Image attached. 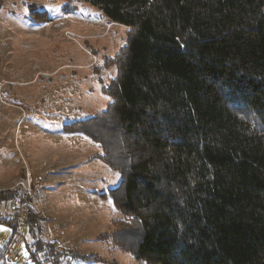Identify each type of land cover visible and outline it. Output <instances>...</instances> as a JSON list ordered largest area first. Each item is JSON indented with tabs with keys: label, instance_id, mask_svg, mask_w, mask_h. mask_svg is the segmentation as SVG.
I'll list each match as a JSON object with an SVG mask.
<instances>
[{
	"label": "trees",
	"instance_id": "16d2710c",
	"mask_svg": "<svg viewBox=\"0 0 264 264\" xmlns=\"http://www.w3.org/2000/svg\"><path fill=\"white\" fill-rule=\"evenodd\" d=\"M84 2L128 29L111 103L75 128L120 175L125 249L142 264H264V0ZM24 220L35 264L44 243Z\"/></svg>",
	"mask_w": 264,
	"mask_h": 264
},
{
	"label": "rangeland",
	"instance_id": "374dc122",
	"mask_svg": "<svg viewBox=\"0 0 264 264\" xmlns=\"http://www.w3.org/2000/svg\"><path fill=\"white\" fill-rule=\"evenodd\" d=\"M127 32L84 0H0V197L13 198L0 202V245L10 264H32L29 211L44 243L31 248L35 264H142L117 235L120 175L75 129L111 103Z\"/></svg>",
	"mask_w": 264,
	"mask_h": 264
}]
</instances>
